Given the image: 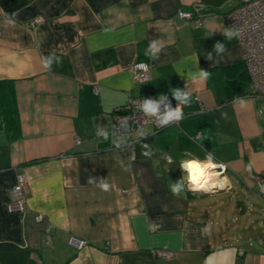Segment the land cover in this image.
<instances>
[{"label":"crops","instance_id":"1","mask_svg":"<svg viewBox=\"0 0 264 264\" xmlns=\"http://www.w3.org/2000/svg\"><path fill=\"white\" fill-rule=\"evenodd\" d=\"M238 4L32 0L11 16L0 6V81L13 83L20 126L11 139L0 117V264H204L227 249L234 264H264V240L231 237L228 223L223 234L214 205L245 190L262 202L264 96L251 89L237 36L225 35ZM152 42L158 58L146 55ZM138 62L149 66L146 81L134 80ZM176 89L190 94L178 124L144 125L132 142L119 135L118 106L160 95L180 104ZM208 153L226 166L230 186L190 191L181 161ZM18 175L21 212L8 208ZM178 181L184 189L174 195Z\"/></svg>","mask_w":264,"mask_h":264},{"label":"built area","instance_id":"2","mask_svg":"<svg viewBox=\"0 0 264 264\" xmlns=\"http://www.w3.org/2000/svg\"><path fill=\"white\" fill-rule=\"evenodd\" d=\"M178 16L185 20H190L192 14L189 12H179ZM227 18L231 29L236 32V36L242 48L241 61L249 77L252 91L264 96V0H239V4L228 14ZM36 22H39L37 20ZM135 63L132 67L135 81H146L149 79V66L147 71L138 69ZM165 97V96H164ZM158 97H142L129 100L126 104L118 106L112 113L114 123L119 135L126 137L132 142V135L144 125H151L154 131L164 130L179 121H173L169 125L159 126L156 118L145 116L140 110L144 101L157 100ZM175 109L179 104L165 97L159 101V112H165V106ZM26 179L24 175H18L16 183L11 189L12 202L8 208L10 211L21 212L23 210L24 190ZM260 197L264 201V192L261 191ZM69 244L80 249L85 245V241L70 237ZM154 255L163 259H172L174 254L166 250H157Z\"/></svg>","mask_w":264,"mask_h":264},{"label":"clouds","instance_id":"3","mask_svg":"<svg viewBox=\"0 0 264 264\" xmlns=\"http://www.w3.org/2000/svg\"><path fill=\"white\" fill-rule=\"evenodd\" d=\"M225 35L231 39L237 34L236 32L229 30L225 32ZM149 48L151 49V52L149 53L148 51L146 55L150 54L153 58H158L157 54L160 50L156 48L155 42H152L149 45ZM214 48L218 53L224 52L226 50L225 45L219 42L215 43ZM207 58L209 60L212 59L210 52ZM136 67L144 71H147L148 68V66L143 63L136 65ZM45 68H49V64H45ZM208 75V72L201 70L198 74V77L199 79L203 80L207 79ZM193 78L196 77L194 76ZM173 97L178 99L180 104L175 109H171L166 105L165 112L163 114L159 112V101L165 99L164 95H160L155 101H144L140 106V110L145 114V116L155 117L159 126L169 125L173 121H179L183 118V112L180 105L188 104L190 101V94L182 93L178 89L173 92ZM140 135L144 136L145 134L141 132ZM104 138L107 139L108 135L105 134ZM116 146L119 147L118 142ZM144 147H147V145L145 144ZM143 155L150 156L151 153L144 152ZM168 162L171 163V158H169ZM180 167L185 173H187L186 180L190 191L207 193L213 192L215 190H224L226 187L230 186L228 177L224 175L227 170L226 166L224 164L214 162L211 153H208L206 159L203 161L199 160L198 158L185 159L181 161ZM217 169H219V171H217ZM99 188H101L103 191H108L110 185L108 183H102ZM183 189V181H178L176 184H172L171 186V191L174 195H179ZM261 191L264 192V184H261ZM204 231L207 232L208 228L206 227ZM235 251V249H227L213 253L205 259L204 264H234ZM229 256L232 257L231 260L229 259Z\"/></svg>","mask_w":264,"mask_h":264},{"label":"rangeland","instance_id":"4","mask_svg":"<svg viewBox=\"0 0 264 264\" xmlns=\"http://www.w3.org/2000/svg\"><path fill=\"white\" fill-rule=\"evenodd\" d=\"M214 205H219L221 214L217 217L221 222V230L226 234L224 223L229 224L231 237L250 238L253 242L264 240V201L259 200L256 193L251 194L245 190L241 196L237 194H225L217 198ZM240 203H243L241 207ZM223 210V212H222ZM234 226V229L230 228ZM259 248H264L260 245Z\"/></svg>","mask_w":264,"mask_h":264},{"label":"trees","instance_id":"5","mask_svg":"<svg viewBox=\"0 0 264 264\" xmlns=\"http://www.w3.org/2000/svg\"><path fill=\"white\" fill-rule=\"evenodd\" d=\"M32 0H0V6L6 16H11ZM0 117L9 138L15 139L19 134V121L14 96L13 83L0 81Z\"/></svg>","mask_w":264,"mask_h":264}]
</instances>
